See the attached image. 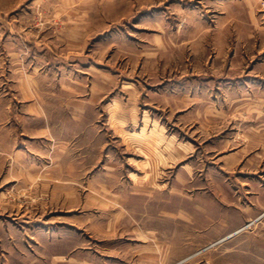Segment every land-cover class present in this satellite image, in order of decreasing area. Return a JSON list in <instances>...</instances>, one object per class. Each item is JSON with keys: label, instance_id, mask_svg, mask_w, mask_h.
<instances>
[{"label": "rangeland", "instance_id": "374dc122", "mask_svg": "<svg viewBox=\"0 0 264 264\" xmlns=\"http://www.w3.org/2000/svg\"><path fill=\"white\" fill-rule=\"evenodd\" d=\"M0 264H264V0H0Z\"/></svg>", "mask_w": 264, "mask_h": 264}, {"label": "crops", "instance_id": "0c3cea01", "mask_svg": "<svg viewBox=\"0 0 264 264\" xmlns=\"http://www.w3.org/2000/svg\"><path fill=\"white\" fill-rule=\"evenodd\" d=\"M10 112L12 113V115L15 116V118H17L19 120V123L22 124V126H25V127H26V124L29 122V120L32 118L29 115L31 113V111H28L27 113L26 112L23 113V111L21 112L20 110L16 111V112L15 111L14 112L10 111ZM34 113H35V116H37V119H41V120H43V122H45V124H40L39 126H37L36 129H40V130L44 131L46 129V126L49 125L48 114H46L45 112L40 111V110H39V112H34ZM32 116H34V115H32Z\"/></svg>", "mask_w": 264, "mask_h": 264}, {"label": "bare ground", "instance_id": "6f19581e", "mask_svg": "<svg viewBox=\"0 0 264 264\" xmlns=\"http://www.w3.org/2000/svg\"><path fill=\"white\" fill-rule=\"evenodd\" d=\"M231 235H233V233H231L230 235H228V236H226V237H229V236H231Z\"/></svg>", "mask_w": 264, "mask_h": 264}]
</instances>
